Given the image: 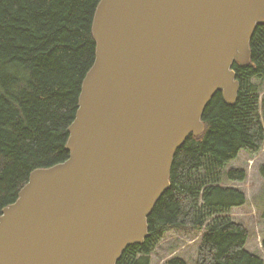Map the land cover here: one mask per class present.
<instances>
[{
    "label": "water",
    "instance_id": "95a60500",
    "mask_svg": "<svg viewBox=\"0 0 264 264\" xmlns=\"http://www.w3.org/2000/svg\"><path fill=\"white\" fill-rule=\"evenodd\" d=\"M263 24L264 0H100L68 158L2 209L0 264H116L143 243L176 151L216 93L235 104L232 63Z\"/></svg>",
    "mask_w": 264,
    "mask_h": 264
},
{
    "label": "trees",
    "instance_id": "16d2710c",
    "mask_svg": "<svg viewBox=\"0 0 264 264\" xmlns=\"http://www.w3.org/2000/svg\"><path fill=\"white\" fill-rule=\"evenodd\" d=\"M99 2L0 0V215L34 170L68 158V128L95 60L91 28ZM249 49L248 65L231 66L239 83L235 104H225L220 93L212 97L203 132L188 136L173 157L170 186L147 217L148 236L116 264H152L170 233H201L195 264H264L245 250L246 229L230 216L246 204L233 185L246 174L225 171L240 152L254 155L264 143V24ZM259 174L264 181V165ZM165 264L185 262L173 257Z\"/></svg>",
    "mask_w": 264,
    "mask_h": 264
},
{
    "label": "rangeland",
    "instance_id": "374dc122",
    "mask_svg": "<svg viewBox=\"0 0 264 264\" xmlns=\"http://www.w3.org/2000/svg\"><path fill=\"white\" fill-rule=\"evenodd\" d=\"M264 94V84L262 86ZM264 165V143L256 154L251 155L240 152L235 160L225 167V171L241 169L245 172L244 182L233 184L235 188L243 191L246 204L231 210L230 216L243 224L247 232L245 250L264 259V181L259 174L260 167ZM200 233L166 235L151 255L152 264H165L173 257L179 258L185 264H195L198 248L200 246Z\"/></svg>",
    "mask_w": 264,
    "mask_h": 264
},
{
    "label": "bare ground",
    "instance_id": "6f19581e",
    "mask_svg": "<svg viewBox=\"0 0 264 264\" xmlns=\"http://www.w3.org/2000/svg\"><path fill=\"white\" fill-rule=\"evenodd\" d=\"M233 62H234V61H233ZM208 104H209V103H208ZM208 104H207V105H208ZM202 115H203V114H202ZM201 122H202V117H201Z\"/></svg>",
    "mask_w": 264,
    "mask_h": 264
}]
</instances>
